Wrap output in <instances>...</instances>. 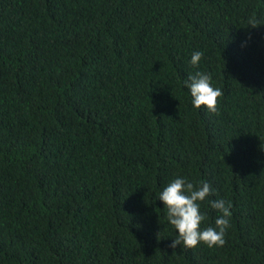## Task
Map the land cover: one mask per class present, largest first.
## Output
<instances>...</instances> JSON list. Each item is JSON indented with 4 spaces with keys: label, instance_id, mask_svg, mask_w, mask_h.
I'll return each mask as SVG.
<instances>
[{
    "label": "trees",
    "instance_id": "1",
    "mask_svg": "<svg viewBox=\"0 0 264 264\" xmlns=\"http://www.w3.org/2000/svg\"><path fill=\"white\" fill-rule=\"evenodd\" d=\"M253 14L264 0H0V264H264ZM197 71L217 113L192 105ZM175 178L231 203L222 247H169Z\"/></svg>",
    "mask_w": 264,
    "mask_h": 264
},
{
    "label": "clouds",
    "instance_id": "2",
    "mask_svg": "<svg viewBox=\"0 0 264 264\" xmlns=\"http://www.w3.org/2000/svg\"><path fill=\"white\" fill-rule=\"evenodd\" d=\"M250 27L256 28L264 25V22L255 18V14L248 21ZM203 53L196 51L191 56L190 63L197 66ZM185 88L190 91L192 105L199 109L202 106L211 113H217L219 98L223 92L220 88H214L211 84V75L197 71L189 75L183 82ZM214 194L210 183L199 181L190 182L185 178H175L167 184L159 195L166 209L167 221L177 232L175 239L169 244L175 249L178 245L185 248H194L200 243L208 247H222L225 244L226 230L231 226V203L224 199L210 200ZM208 200L209 206L220 213L215 219V226L202 228L207 216L202 213L201 203Z\"/></svg>",
    "mask_w": 264,
    "mask_h": 264
}]
</instances>
